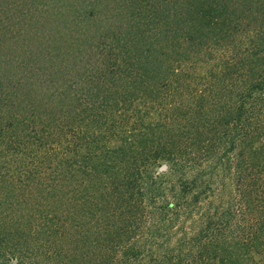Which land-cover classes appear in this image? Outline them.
Here are the masks:
<instances>
[{"label": "trees", "instance_id": "trees-1", "mask_svg": "<svg viewBox=\"0 0 264 264\" xmlns=\"http://www.w3.org/2000/svg\"><path fill=\"white\" fill-rule=\"evenodd\" d=\"M101 1L128 20L75 29L76 80L44 92L55 69L31 68L34 95L59 106L17 99L27 113L0 124V264H264V26L222 45L195 23L235 35L232 16L264 0H155L138 18V0ZM36 47L48 58L49 44ZM117 56L130 77L109 71L120 88L85 84ZM1 75L11 101L26 80Z\"/></svg>", "mask_w": 264, "mask_h": 264}, {"label": "rangeland", "instance_id": "rangeland-1", "mask_svg": "<svg viewBox=\"0 0 264 264\" xmlns=\"http://www.w3.org/2000/svg\"><path fill=\"white\" fill-rule=\"evenodd\" d=\"M92 1L93 0H0V62L4 63L5 67V70L4 68L0 69V74H2L1 79L4 82V76L12 73L14 77L16 75L26 80V83L21 84L16 91L18 97L10 93V95L14 97L11 101H5L4 96L6 93L4 94V87L3 91L0 92V124L3 125L4 128H8L11 122L18 119V116L21 115L20 111L21 113H27V108L24 106L18 109L19 101L17 99H31L36 106L44 104L45 108L48 110L50 105L55 106L54 104H56L59 106L57 102L55 103L53 101L55 97L48 100L45 94L41 95V97H43L41 99L34 95L31 87L35 84V77L32 74L31 68L34 66L38 68L41 65H48L50 70L55 69L54 74L48 75L42 82L43 87H41V89L44 92L49 89V87L55 85L59 87L60 84H64L65 78L72 81L76 80L77 77H75L74 74L85 70V66H81V61L78 59V53L73 51L72 45L68 46L71 42L75 41L74 36L77 34L75 31L76 28L86 27L87 21L93 16L109 17L107 22L111 25L114 24V29L118 28V24H120L119 21L128 20L127 13H129V11H121V13L110 15L108 11H106V7H104V2L101 0L99 1L100 3L93 6L91 12L92 5H90V2ZM154 1L155 0H138L132 7L136 12V17L138 18L137 13L146 11V8L150 7V4ZM244 5L246 6L245 2ZM239 6L242 8L240 4ZM250 7L251 12L248 16H246V14L238 17L232 16L233 18H237L238 21L236 24L238 25V29L235 31V35H231V33L226 30H224V32L223 30L221 31V29L218 28L220 24L215 26L216 24L212 25L207 22L195 23L201 26L202 31L219 32L221 36L215 41L222 45L228 42H235V44H237L238 41H242L241 43L247 42V37L244 33L246 25L249 24L251 28L257 29L264 26V3L253 1ZM78 11H82L84 16H81L83 14L76 16ZM89 11L90 13H88ZM214 13L215 12L210 11L209 14L211 16L215 15ZM178 14L180 18H182L183 11H179ZM41 24H44L43 30ZM182 26L184 29L179 32L187 33L186 25L184 24ZM127 28L128 25L124 22L120 29L125 30ZM132 30H134V26ZM134 38V45L137 44L138 46L132 45L131 48L136 49L139 47L138 50H142L143 48H141L139 44L140 37L134 36ZM185 40V35L182 34L179 42ZM38 41L40 43L46 42L49 44V51H44L48 55V58L43 56L42 49L36 47ZM222 47L224 46L220 47L218 45L213 49V54H218L219 52L217 50H220ZM67 48H69L72 53H76L75 57H70V59L75 58L78 62L76 69L70 68L69 64L66 65L65 49ZM80 57L81 60H84L81 54ZM94 60L93 58L90 59L91 62ZM115 60L116 61H112L109 59L104 63V70L108 68V75L104 80L100 77L101 73L95 70L93 74L85 77V84L94 85L95 87L99 86L100 88H111L112 90L120 88L121 81L124 79L129 80L130 77L128 73L126 74L123 70V68H126L125 65L118 62L120 57L117 56ZM214 60L215 58L212 57L206 63H200L198 67L195 66V70L191 69V75H203L201 73L208 70ZM112 63L115 69H111ZM109 71L113 75L119 76V79H117L120 81L118 86L111 84ZM46 74L44 73L43 75L46 76ZM35 126H39V123L30 124L29 126L26 125L24 130H32ZM234 181L235 180H232V182H230L229 187L235 188Z\"/></svg>", "mask_w": 264, "mask_h": 264}]
</instances>
